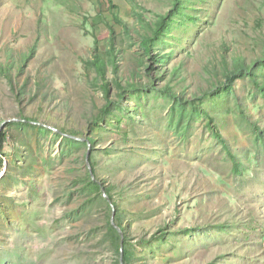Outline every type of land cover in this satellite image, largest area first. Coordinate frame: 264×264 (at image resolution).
Masks as SVG:
<instances>
[{
  "label": "rangeland",
  "instance_id": "obj_1",
  "mask_svg": "<svg viewBox=\"0 0 264 264\" xmlns=\"http://www.w3.org/2000/svg\"><path fill=\"white\" fill-rule=\"evenodd\" d=\"M171 3L0 0V61L19 62L35 46L22 74L12 71L16 92L0 73V264H113L112 249L101 243L106 205L94 198L78 212L91 167L85 152L99 179L118 185L137 264H264V138L251 125L264 132V95L247 79L233 93L207 95L210 70L222 68V56L229 63L242 56L248 65L263 56L264 0H191L187 13L196 21L175 22L169 43L159 45L171 57L154 88L140 64L139 40L126 29L134 34L136 10L155 19ZM112 31L118 80L126 85L136 71L148 88L125 95L122 110L102 129L89 126L106 104L91 58L96 45L108 58ZM178 66L181 74L171 77ZM107 76L116 79L111 66ZM38 80L45 81L40 91ZM168 81L198 113L186 103L183 115L159 91ZM25 82L28 92L19 102ZM111 91L117 102L113 83ZM57 126L84 130L97 138L96 147L68 146ZM161 230L166 236L151 240Z\"/></svg>",
  "mask_w": 264,
  "mask_h": 264
},
{
  "label": "trees",
  "instance_id": "obj_2",
  "mask_svg": "<svg viewBox=\"0 0 264 264\" xmlns=\"http://www.w3.org/2000/svg\"><path fill=\"white\" fill-rule=\"evenodd\" d=\"M191 0H172L171 6L169 11H167L165 14H157L155 16V19H151L149 16H147L141 11L135 12V15L138 19V26H136V30L134 34L132 33V29H126V34L128 36L135 35L137 39L139 40L138 43L140 45V50L143 53V56L141 58L140 64L145 68L146 74H148L149 78L151 79V82L149 84L151 87H154V82L158 80L164 81L163 75L167 73L166 70H163L164 67L167 65L168 61L170 60L171 53H162L160 52V44H168L169 42L166 41V39H171L173 36L171 35V32L174 27V23H181V22H193L196 21V18L193 15H190L187 13V11L190 10L189 3ZM110 3H112V0H110ZM196 8H192V11H194ZM115 42V35L112 31V38H111V47L108 50V58L103 59L100 56V51L98 48V45H96L92 50V58L91 63L94 66L98 76L95 79L94 85H99L101 89H103L104 97L106 100V104L101 108L100 113L97 116H94L89 121V126H95L98 128H107L108 123L111 124L109 118L111 115L115 114L116 110H122L120 107L121 101L124 99L125 95L131 92H143L146 91L148 86H144V84L141 82H138V79H141L142 77L138 72H133L130 75L131 78L127 79L125 81L126 85H123L121 81L118 80L119 78V66H118V58L116 53V48L114 45ZM35 53V46L28 52L19 54L20 60L16 63H10V62H1L0 61V73L9 80L13 91L16 92L15 83L12 71H17L18 74H22L24 71L28 60L33 56ZM11 54V53H9ZM8 54V55H9ZM9 57H15L14 54L9 55ZM16 61V60H14ZM222 68L219 70L215 67H213V70H210V74L212 75L207 81L210 83V91L207 93V95H221L225 92L233 93L235 92V83L239 79H247L250 80L252 85L255 86L262 95H264V80L262 81L259 77L260 73H264V53L263 56L252 62L250 65H248L247 61L242 57L238 56L232 60L231 63H229L228 59L226 60L225 56H222L221 60ZM231 65V67H230ZM109 66L112 67L115 78L114 81H110L108 79V71ZM220 71V72H219ZM181 66L176 67L172 71L173 78L178 77L181 74ZM153 74H156L157 78L154 80L152 77ZM220 75H222L225 80L222 81L220 79ZM152 76V77H151ZM172 78V81L175 79ZM218 79V80H217ZM168 81V84L160 88V92L165 93L170 98H172L175 102L178 103L179 108H181L182 114L186 115L184 112L186 108V103L182 100L184 93L181 95L178 94L171 86V82ZM38 91L42 88V86L45 84V81L38 80L37 82ZM99 83V84H97ZM111 83L116 85V88L118 90V100H114L112 98V91H111ZM148 84V85H149ZM24 85L20 89V92L16 94V99L19 102H22V98L25 97L27 94V85L28 82H25ZM155 88V87H154ZM37 90L31 91L38 92ZM31 100L37 101L34 96L31 94ZM198 100H201V98H198ZM196 101V100H195ZM187 104L191 105L193 107V113H198L199 109L197 107V104L195 102H188ZM116 109V110H115ZM193 114V115H194ZM192 115V116H193ZM23 116V115H22ZM191 116V117H192ZM207 117L209 119L208 125L211 128L213 135L215 138L219 139L223 142L222 136H220L219 131L214 126L213 119L207 114ZM26 120H29L30 118L25 117ZM35 120H37L35 118ZM38 122V121H37ZM251 125L254 127V129L257 132L258 139L264 138V132L261 131L260 127H258V124L252 123ZM42 130H46L45 127L42 128ZM57 131H60V133L64 134L67 139L68 146L75 145V144H81L85 143V146L88 148L90 146L91 148L96 147L97 138L92 136L91 134L85 135L84 130L81 132H72V131H66L64 128H61L60 126H57ZM7 138V135L3 133L1 135V142H5ZM74 138L84 139L85 142L76 140ZM88 151V150H87ZM234 157V155H231ZM85 160L90 163L92 167V174L95 178V180L92 178L91 172L89 170V167H86L87 174L85 177L83 176L82 179V188L79 189V193L86 197L85 200L82 201V207L78 208V212L81 210H86L87 206L90 202L94 201V198H97L101 200L106 205V210L103 212L105 214V222H106V234L102 237L101 243L103 245L108 244L109 248L112 249L113 252V264H121V245H122V236L120 235L119 231L115 228L113 225V208L112 205L115 208L116 215L114 219V223L116 226H118L121 229V232L123 234L124 238V256H123V263L124 264H137L135 262L137 258V250L135 251L134 247L131 245V236L129 230L124 225V214L120 210L121 205L118 201V195L116 194L118 190V185H109L107 183V180L105 179H99L98 173L96 170V163L93 160L92 154L88 155L87 152H85ZM238 165V164H236ZM3 166L2 160H0V167ZM239 166V165H238ZM238 166L236 168V171H239ZM242 172H239L241 174ZM104 194L107 195V198H105ZM123 210V208H121ZM75 217V213L72 215ZM167 230H161L160 232H157V234H154L151 238V240H157V239H163L166 234ZM149 240V241H151ZM148 241V242H149ZM141 242H146V240L142 239Z\"/></svg>",
  "mask_w": 264,
  "mask_h": 264
},
{
  "label": "water",
  "instance_id": "obj_3",
  "mask_svg": "<svg viewBox=\"0 0 264 264\" xmlns=\"http://www.w3.org/2000/svg\"><path fill=\"white\" fill-rule=\"evenodd\" d=\"M55 131H56V130H55ZM74 139L79 140V141L82 140V139H79V138H74ZM87 162H88V159H87ZM88 163H89V162H88ZM88 167H89V170H90V172H91L92 178L95 180V178H94V176H93V174H92L91 167H90V166H88ZM104 196H105V198H107V195H106V194H104ZM112 208H113V218H112L113 225L115 226V228L119 231L120 235L122 236V245H121V264H124V263H123V256H124V238H123V234H122V232H121V229H120L118 226H116L115 223H114V219H115L116 211H115V208H114L113 205H112Z\"/></svg>",
  "mask_w": 264,
  "mask_h": 264
}]
</instances>
